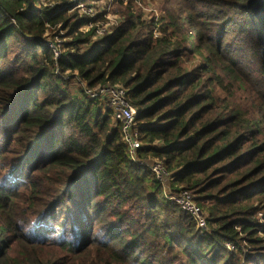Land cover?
<instances>
[{"label": "trees", "instance_id": "1", "mask_svg": "<svg viewBox=\"0 0 264 264\" xmlns=\"http://www.w3.org/2000/svg\"><path fill=\"white\" fill-rule=\"evenodd\" d=\"M41 1L0 0V264H264V0H165L157 22L129 1L86 51L89 18L67 15L85 0ZM46 24L72 36L58 73ZM67 75L125 89L137 158L195 194L208 234Z\"/></svg>", "mask_w": 264, "mask_h": 264}, {"label": "built area", "instance_id": "2", "mask_svg": "<svg viewBox=\"0 0 264 264\" xmlns=\"http://www.w3.org/2000/svg\"><path fill=\"white\" fill-rule=\"evenodd\" d=\"M41 2L43 4L46 3L44 0ZM53 5V2H49L48 4L50 7H53ZM71 10H76L80 16L84 15L89 18L88 22L79 28V31L82 33L92 32L91 38L93 39H101L105 35L110 34L112 31L111 29L118 23L117 21L116 24H94V18L102 12L98 9V5L94 4V2L91 6H85L82 2H78L73 8H71ZM50 28L53 29V27H49L46 24V32ZM45 35L40 42L43 45L50 47L53 54L55 71L58 73L56 62L65 51L64 42L59 40V42L56 43L55 39L57 38L49 41L45 38ZM63 79L69 81V87L74 94L77 91H81L87 98L97 100L100 103L102 110H110L112 121L119 125V133L127 149L129 158L134 163L147 166L154 179L159 183V185H161L164 197L194 219L196 230L200 233V235L208 234L209 227L207 218L205 213L197 205L195 195L186 189L179 190L178 192L171 189L170 181L172 179V175L162 161L155 158L148 160H140L137 158V150L140 149L143 144L139 140L138 136L136 124L137 111L127 100L125 89L120 85H112L109 83L99 84L94 87H87V85L77 76L71 77L67 75L64 76ZM226 247L228 250L233 248L231 244H226Z\"/></svg>", "mask_w": 264, "mask_h": 264}, {"label": "rangeland", "instance_id": "3", "mask_svg": "<svg viewBox=\"0 0 264 264\" xmlns=\"http://www.w3.org/2000/svg\"><path fill=\"white\" fill-rule=\"evenodd\" d=\"M129 1H131L136 6L137 10L139 9L144 14H146L150 17H153L155 22H157V20L164 14L165 0H85L82 3L85 6H91L92 3L94 2V4L98 5V9L102 11L101 14L97 15L94 18V20H93L94 24H98V25L106 24V23L116 24V22L118 21V23L113 27V28H115L123 21L122 11L124 10V7L126 5H128ZM70 9H68L67 15L77 14L79 17H85L84 15L80 16L76 10H70ZM136 9H135V11H136ZM113 28L111 30H113ZM80 32L81 31H79V29H78V33H80ZM75 35H76V33H75ZM75 35H73V36H75ZM107 35H109V34H107ZM157 35L158 34H157L156 30H154V36L156 37ZM91 37H92V32H90L89 37L86 36L88 44H82L80 46L81 51H84V50L86 51V49L92 43H94L100 39V38L93 39ZM45 38L48 39L49 41L51 39L54 40L55 38H57V39H55L56 43H58L59 40H62V42H64V48H66L70 44V41H71L70 39L72 38V36L71 35L68 36L67 31L62 30V25L60 24L56 28L48 29V31L46 32ZM77 92L79 93L81 91H77ZM171 175H173V173H171ZM172 179L170 181V187L172 190L177 189L175 186L173 187ZM195 200H196V196H195ZM169 202L172 203L171 201H169ZM201 210L205 213L206 218H208V214L203 209H201ZM262 214L263 213L260 212L256 216V219L258 220V223L260 225L264 224V218L262 217ZM259 236L264 239V234L259 233ZM240 246H241L240 247L241 256L246 255L247 251H248V246L246 245V243H241ZM225 247H226V245H225ZM233 250L234 249L231 248V250H229V251L231 252Z\"/></svg>", "mask_w": 264, "mask_h": 264}]
</instances>
